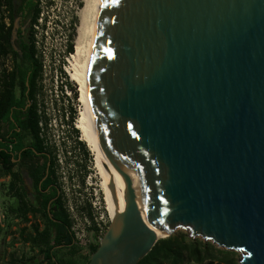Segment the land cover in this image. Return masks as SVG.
<instances>
[{"label":"water","instance_id":"water-1","mask_svg":"<svg viewBox=\"0 0 264 264\" xmlns=\"http://www.w3.org/2000/svg\"><path fill=\"white\" fill-rule=\"evenodd\" d=\"M89 67L112 219L87 264L178 230L264 264V0H101Z\"/></svg>","mask_w":264,"mask_h":264},{"label":"rangeland","instance_id":"rangeland-1","mask_svg":"<svg viewBox=\"0 0 264 264\" xmlns=\"http://www.w3.org/2000/svg\"><path fill=\"white\" fill-rule=\"evenodd\" d=\"M51 6L40 2L38 21L35 23V37L38 57L42 63V77L37 95V106L41 120L42 138L45 143L54 148L56 158V177L59 193L64 200L72 220V232L75 236L77 253L71 254L69 249L57 248L56 259L69 260L77 264L84 261L88 255V245L99 243L98 234L88 226V211L92 216L97 213L93 203L100 206L101 212L109 216L106 205L102 179L96 167L93 154L82 140L81 132L76 128L79 120L80 103L76 85L69 80L65 69L70 55L67 47L72 45L79 25L78 15L82 9V0H46ZM45 118V121L43 120ZM72 128L78 131L77 137ZM82 142L87 150L85 157ZM83 180V184L81 183ZM13 200L0 184V264H46L44 257L33 247L27 234H33V227L42 229L47 223L37 214L27 215V222L9 212L10 206H15ZM84 208L81 210L80 208ZM185 231L178 230L175 233ZM23 233V234H22ZM174 233V234H175ZM51 237L54 235L50 228ZM32 236V235H30ZM205 242L200 238H196ZM210 243V242H206ZM212 244V243H211ZM214 245V244H212ZM214 264H239L241 253L218 248ZM90 258V255L88 256ZM204 264H207L205 262Z\"/></svg>","mask_w":264,"mask_h":264},{"label":"flooded vegetation","instance_id":"flooded-vegetation-1","mask_svg":"<svg viewBox=\"0 0 264 264\" xmlns=\"http://www.w3.org/2000/svg\"><path fill=\"white\" fill-rule=\"evenodd\" d=\"M41 1L0 0V184L13 203L28 201L45 221L42 204L54 192L60 193L49 176L51 154L39 149L30 119L40 92V79L34 83L31 79L35 74L33 44L37 52L35 15ZM44 3L51 6L49 1ZM45 229L44 225L38 232Z\"/></svg>","mask_w":264,"mask_h":264},{"label":"trees","instance_id":"trees-1","mask_svg":"<svg viewBox=\"0 0 264 264\" xmlns=\"http://www.w3.org/2000/svg\"><path fill=\"white\" fill-rule=\"evenodd\" d=\"M39 11L37 10L35 15V22L38 17ZM35 41V40H34ZM68 54L73 52L72 45L67 47ZM35 45L33 44V52L32 57L34 59L35 64V74L32 77L31 81L34 83L36 78L41 79L42 77V63L40 59L36 57ZM34 99V98H33ZM31 119V128L34 138L38 141L39 149H47L51 154V161L49 167V176H51L52 182L57 184L56 177V158L54 156V148L48 146L44 139L41 138V132L43 129L41 128V120L42 117L38 111L37 99L34 100L33 110L30 115ZM45 121V118H43ZM72 121L69 125L72 128ZM74 134L77 137L78 131L73 129ZM78 144L82 147L83 152L85 153V157H88V152L82 142H78ZM83 184V180H81ZM14 188V187H13ZM12 188V189H13ZM60 191V189H57ZM52 199H56V202L49 204ZM49 204V211H47V207ZM42 209L44 210L43 217L47 223V227L43 232H38V228L34 226L33 234H27L28 239L25 240L30 242L33 247L38 249V253L44 257L46 264H77L73 261L69 260H61L56 259L57 248H65L69 249L71 254L77 253V249L75 247V236L72 232V220L70 215L65 208L64 200L61 194H56L54 192L50 195L42 204ZM84 210V208H80ZM9 212L14 214L16 217L21 218L22 221L27 222V215L29 213L35 214L38 212V209L30 204L28 201L21 200V203L15 206L9 207ZM89 220H91L92 228L95 233H97V229L95 227V222L93 220V216L88 211ZM50 228H53L54 235L51 237ZM23 234V233H22ZM32 235V236H30ZM98 248V243L91 242L88 245V256L96 251ZM220 253L218 249L214 247L211 243L201 242L198 239H192L188 236V234L183 232H178L166 239H160L156 242L151 251L143 257L137 264H214L216 260V254ZM84 257V261H81L80 264H87L89 258Z\"/></svg>","mask_w":264,"mask_h":264},{"label":"bare ground","instance_id":"bare-ground-1","mask_svg":"<svg viewBox=\"0 0 264 264\" xmlns=\"http://www.w3.org/2000/svg\"><path fill=\"white\" fill-rule=\"evenodd\" d=\"M100 1L101 0H82L83 6L78 15L79 25L77 28L74 48L69 56L70 59L68 60L65 71L69 80L77 87L80 113L76 128L81 132L82 140L86 143L89 151L94 156L96 167L99 170L102 179V187L109 212L107 200V178L98 145L89 98V57L93 44L94 29ZM109 217L112 219L110 213Z\"/></svg>","mask_w":264,"mask_h":264},{"label":"built area","instance_id":"built-area-1","mask_svg":"<svg viewBox=\"0 0 264 264\" xmlns=\"http://www.w3.org/2000/svg\"><path fill=\"white\" fill-rule=\"evenodd\" d=\"M97 203H93V208L94 210L97 211V213H95V216L93 217V220L95 222V227L97 229V234H98V239H100V237L103 236V234L105 233L111 219L109 216H105L104 212H101L100 206L96 207ZM85 222L88 224V226H90L91 220H87L85 219Z\"/></svg>","mask_w":264,"mask_h":264}]
</instances>
